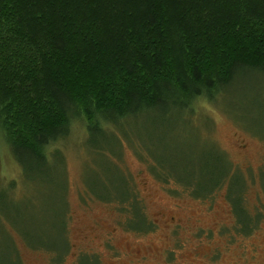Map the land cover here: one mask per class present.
Masks as SVG:
<instances>
[{
	"label": "trees",
	"instance_id": "obj_1",
	"mask_svg": "<svg viewBox=\"0 0 264 264\" xmlns=\"http://www.w3.org/2000/svg\"><path fill=\"white\" fill-rule=\"evenodd\" d=\"M254 78H264V0H0V137L29 186L64 167L60 144L78 129L84 147L111 161L125 141L138 146L157 179L195 197L212 198L227 182L238 222L252 231L260 214L245 207L243 176L222 151L204 157L199 177L185 181L137 136L133 122L163 113L189 120L200 103H221L235 84ZM118 174L112 189L90 195L115 202L128 229H154L137 184ZM3 182L4 198L6 187L19 186L17 178ZM0 204L7 205L3 198ZM66 214L65 201L61 229L54 222L49 237L29 242L0 208V234L8 235L15 262L22 259L9 223L62 264L70 245ZM76 264L101 259L81 253Z\"/></svg>",
	"mask_w": 264,
	"mask_h": 264
},
{
	"label": "rangeland",
	"instance_id": "obj_2",
	"mask_svg": "<svg viewBox=\"0 0 264 264\" xmlns=\"http://www.w3.org/2000/svg\"><path fill=\"white\" fill-rule=\"evenodd\" d=\"M197 108L189 120L182 114L139 116L133 122L134 132L184 180L198 178L204 157L214 158L216 149L222 151L231 171L243 176L245 207L260 214L252 231L239 223L227 182L212 198L195 197L182 184L157 179L139 157L138 146L125 141L117 161H111L84 147L78 129L60 144L64 167L34 178L30 186L24 184L29 179L21 177L15 157L0 137V184L19 179L11 192L5 188V198L0 193L7 204L0 208L31 242L47 234L54 222L61 229L66 201L70 245L62 264H76L81 253L98 255L101 264H264V78L243 80L223 95L221 103L204 101ZM120 171L137 184L154 229H128L123 224L127 214L115 202L90 195L112 189ZM6 227L22 264H56L51 250L31 247L16 226ZM11 247L2 232L0 264H17Z\"/></svg>",
	"mask_w": 264,
	"mask_h": 264
}]
</instances>
